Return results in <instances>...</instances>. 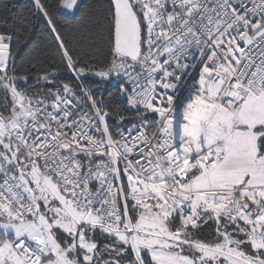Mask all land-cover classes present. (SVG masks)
I'll return each mask as SVG.
<instances>
[{
  "label": "snow or ice",
  "instance_id": "6c2138e0",
  "mask_svg": "<svg viewBox=\"0 0 264 264\" xmlns=\"http://www.w3.org/2000/svg\"><path fill=\"white\" fill-rule=\"evenodd\" d=\"M15 7L0 0V264H264V0H108L99 56L93 26L57 23L82 0ZM89 77L119 80L117 101Z\"/></svg>",
  "mask_w": 264,
  "mask_h": 264
},
{
  "label": "trees",
  "instance_id": "16d2710c",
  "mask_svg": "<svg viewBox=\"0 0 264 264\" xmlns=\"http://www.w3.org/2000/svg\"><path fill=\"white\" fill-rule=\"evenodd\" d=\"M4 3H7L9 6L15 5L13 9L14 12H19L27 8L29 0H3ZM108 0H82L83 7L81 9L82 15L80 19L76 21L75 16H69L67 22L64 18L57 17V23L62 26V28L67 29L71 33L77 24L81 26H93L98 37V47L101 49V52H98L97 55H101L103 51L104 44L99 40V30L104 26L105 17H106V5ZM35 20V17L32 18ZM34 49L32 53L21 51L17 54V68L21 71L26 70L30 67V61L33 58L43 59L38 54L45 49V46H49V37L46 32L38 30L34 36ZM66 82L71 81V74H63ZM112 80L104 82L102 85L98 83V78L89 77L86 80V83L91 87L97 94H102L104 96L106 103H113L117 101L119 97V92L112 84ZM210 231V230H207ZM207 231L205 235H207Z\"/></svg>",
  "mask_w": 264,
  "mask_h": 264
},
{
  "label": "built area",
  "instance_id": "2783aa9c",
  "mask_svg": "<svg viewBox=\"0 0 264 264\" xmlns=\"http://www.w3.org/2000/svg\"><path fill=\"white\" fill-rule=\"evenodd\" d=\"M112 84H113V86H114L115 88H117V90H118V92H119V84H120L119 80H117L116 78H113V80H112Z\"/></svg>",
  "mask_w": 264,
  "mask_h": 264
},
{
  "label": "clouds",
  "instance_id": "9594fccd",
  "mask_svg": "<svg viewBox=\"0 0 264 264\" xmlns=\"http://www.w3.org/2000/svg\"><path fill=\"white\" fill-rule=\"evenodd\" d=\"M181 167H183V164L181 165Z\"/></svg>",
  "mask_w": 264,
  "mask_h": 264
},
{
  "label": "crops",
  "instance_id": "0c3cea01",
  "mask_svg": "<svg viewBox=\"0 0 264 264\" xmlns=\"http://www.w3.org/2000/svg\"><path fill=\"white\" fill-rule=\"evenodd\" d=\"M61 11H63V10H61Z\"/></svg>",
  "mask_w": 264,
  "mask_h": 264
}]
</instances>
